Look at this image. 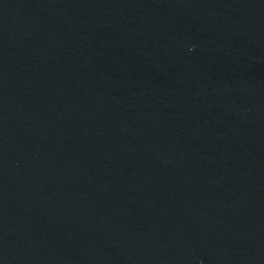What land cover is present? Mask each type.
Wrapping results in <instances>:
<instances>
[{"label":"water","instance_id":"obj_1","mask_svg":"<svg viewBox=\"0 0 264 264\" xmlns=\"http://www.w3.org/2000/svg\"><path fill=\"white\" fill-rule=\"evenodd\" d=\"M0 264H264V0H0Z\"/></svg>","mask_w":264,"mask_h":264}]
</instances>
